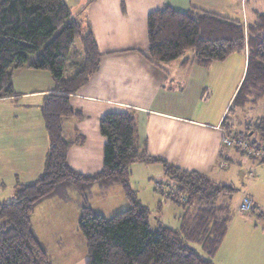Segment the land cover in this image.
<instances>
[{"label":"trees","instance_id":"obj_1","mask_svg":"<svg viewBox=\"0 0 264 264\" xmlns=\"http://www.w3.org/2000/svg\"><path fill=\"white\" fill-rule=\"evenodd\" d=\"M148 36L149 57L158 63L180 59L194 50L192 61L208 67L245 53V75L223 121L228 129L234 126L231 114L264 98V11L246 24L214 12L179 11L167 4L150 13ZM77 37L82 41L83 62L73 76L65 77ZM101 57L92 29H83L82 20L66 0H0V99L18 95L15 69L49 70L55 81L41 106L49 138L45 170L36 180L21 185L16 198L0 203V264H51L34 232L32 214L42 199L68 185H74L84 199L79 227L87 243V264H214L212 258L227 235L230 216V208L218 205L217 199L234 188L141 150L134 110L110 112L101 118L106 144L100 172L85 175L69 165L64 119L75 114L71 96L88 83ZM245 127L246 131L233 133L239 139L234 146L242 148L246 143L264 148V115ZM251 155L264 160V154ZM137 161L160 162L172 180L166 193L184 209L178 228L161 225L152 230L151 209L138 199L130 183L131 165ZM93 182L120 184L130 206L111 217L95 213L85 194ZM162 185L163 181L157 188L162 190ZM191 243L199 244L205 255Z\"/></svg>","mask_w":264,"mask_h":264},{"label":"crops","instance_id":"obj_2","mask_svg":"<svg viewBox=\"0 0 264 264\" xmlns=\"http://www.w3.org/2000/svg\"><path fill=\"white\" fill-rule=\"evenodd\" d=\"M244 1L87 0L82 5L77 4L82 6L81 8L70 6L73 14L82 20L83 29L89 26L92 29L102 57L98 70L70 99L75 114L64 119V134L70 143L67 153L69 165L85 175L100 172L104 166L106 144V137L100 129L101 118L110 112L134 110L141 150L182 169L202 172L216 181L211 177L212 174L218 173L217 168L229 167L228 160H232L235 155L234 152H226L223 139L228 134V126L224 125L223 121L229 114V108L244 78L246 60L233 93H229L222 108L219 109L217 107L220 102L214 101L215 92L212 84H221L220 79L229 74V71L228 73L225 71V63L232 56L223 62H214L208 67L194 63L192 61L194 55L188 57L186 54L171 62H155L148 54V17L153 11L168 4L179 11L198 9L238 19L231 15L232 7L235 6L239 9L237 15L243 16L242 21L246 24L254 22L257 19V12L260 11L253 8L255 18L251 21L247 8H244ZM67 3L69 4L68 1ZM187 59L190 62L186 64ZM26 68L30 69L29 73L38 72L32 67L15 69L14 87L18 95L0 99L10 102L12 114L18 111L16 109L18 96L21 99L40 97L41 108L44 96L55 87L49 84L45 88H38L30 79L29 85L21 80L18 87L15 73H26L27 71L23 70ZM24 104L32 103L28 101L21 105ZM214 104H217V107ZM31 117L26 118L21 124V134L15 131L20 126L19 115V119L6 117L0 121V124L5 121L15 124L11 130L8 129L6 136L0 133V153L4 151L6 143L9 144L7 148L9 150L13 147L10 145L19 143L23 151L30 153L31 164L27 165L29 163L27 161L20 167L26 174V180L32 179L30 182L44 172L49 149L48 132L43 117L41 116V119ZM235 148L236 153L243 151L237 146ZM35 161L36 165L33 166ZM157 164L165 173L160 162L137 161L131 165L130 177H133L137 167L143 166L153 178V171L157 169L154 165ZM12 172L14 181L18 183V171ZM156 175L161 176L160 173ZM94 184L100 186L99 193L107 197L120 185L115 182L109 184L93 182L85 189L88 201L92 194L88 188ZM74 189L77 190L76 187ZM147 189L153 197L151 188ZM53 196L55 195L47 196L36 205L32 214L34 232L48 253L51 264H87V243L79 227L82 203H77L78 207H73L76 212L71 214L45 213L44 208L50 204ZM137 197L149 207V204L140 198L139 193ZM53 203L55 206L60 205V209L67 205L57 199ZM124 203L126 204V201ZM223 245L224 241L213 258L214 264H217L215 257L221 253Z\"/></svg>","mask_w":264,"mask_h":264},{"label":"rangeland","instance_id":"obj_3","mask_svg":"<svg viewBox=\"0 0 264 264\" xmlns=\"http://www.w3.org/2000/svg\"><path fill=\"white\" fill-rule=\"evenodd\" d=\"M67 1L70 4L69 6L81 8L82 6L80 5L87 0ZM79 3L80 5H77ZM232 8L231 15L242 20L243 16L237 15L239 9L235 6ZM244 8H247L251 21H253L255 18L253 15V8L264 11V0H245ZM193 55L194 50H189L185 56L190 57ZM35 56V54H32L30 57L34 59ZM245 60V53L233 54L225 63V71L226 73L229 71V74H227L225 78L220 79L222 83L212 84L210 82L215 92L214 101L220 102L218 107L216 106L217 104H214L215 107L219 109L222 108L224 100L229 93H233L236 87L235 85H237L243 73ZM82 62V41L80 37H77L71 49L64 76H73L79 70ZM23 70L27 72L24 71L26 73L21 74L15 73L18 87L20 86L19 82L21 80L25 81L26 85H29V79L32 80L38 88H45L49 84L55 86L54 78L49 70L37 69V71L41 73H29L30 71L28 70L30 69L27 68ZM209 95L208 93V96ZM17 99L16 109H18V111H16L15 114L11 113L12 105L9 101L0 100V121L2 118L6 119V117L18 118L19 115L20 121L18 123L20 126H18L15 131L21 134V124L24 123L26 118L32 116L31 118L41 119L42 114L41 108L39 107L41 101L40 97L21 99V97L18 96ZM28 101L32 104L21 105L23 102L26 103ZM263 115L264 98L253 105H248L246 108H240L235 114H231L230 122L234 124V126L232 127L231 125L228 132L238 133L239 131H246L245 123L256 120ZM14 125L15 124H12L10 121L3 122V124H0V133L6 136L8 129L11 130ZM5 140L8 142L7 138H5ZM8 146L9 144L6 143L4 145V151L0 153V202L16 198L17 190L23 185L22 183L26 184L32 180H26V174L20 170L24 162L28 161L29 163H27V165L31 164L29 160L32 158L31 154L27 153V151H23V149L19 147V143L10 145L13 146L10 150L7 149ZM225 147L226 152H234L235 155L232 157V160H228L229 167L217 168L218 173H213L211 177L220 183L233 187L234 191L231 194H223L217 199L218 205H227L230 208V216L228 232L224 239L223 249L221 253L215 257V260L217 264H264V160L243 151L236 153L235 146L226 145ZM35 165L36 161L33 166ZM154 167L157 169L153 171V178L148 175L149 173L146 167H137L133 177H130V183L132 187L138 191L137 193H139L140 198L145 203H148L151 208L150 222L152 230H157L161 225L178 228L180 226L181 216L184 214V209L179 201H173L166 193L168 190H171L170 186L173 184L172 180L165 176L159 164L154 165ZM13 170L19 173L18 183L16 180L14 181ZM251 171L254 172V175L251 174ZM156 173H160L161 176L156 175ZM157 180L163 181L164 185L161 187L162 190L157 188ZM148 184L150 185L148 186ZM74 187V185L65 186L53 194L55 196L51 197L50 204L44 208L45 213L60 212V214L65 215L76 212L73 207H78L77 203H82L83 205L84 199L77 191L78 189L76 188L77 190H75ZM147 187L151 188L153 197L149 193ZM88 190L92 191L89 203L97 214L111 217L130 206V202L127 200L120 185L115 188V192L112 193L111 191L112 195L108 197L105 195L102 196L99 193L100 186L98 187L97 184L89 187ZM56 199L67 204L64 205L67 209H60V205L55 206L53 202ZM246 200L249 202V207L247 209H242L241 204ZM125 201L126 204L124 203ZM191 244L194 245L202 255H205L199 244Z\"/></svg>","mask_w":264,"mask_h":264},{"label":"built area","instance_id":"obj_4","mask_svg":"<svg viewBox=\"0 0 264 264\" xmlns=\"http://www.w3.org/2000/svg\"><path fill=\"white\" fill-rule=\"evenodd\" d=\"M224 144L225 145H227V146H234L235 144H237V143H239V139H237L236 137H235V134H233V133H229L228 132V134L224 137ZM241 146H242V149L243 150H247L248 151V153L247 154H249V155H251V153H253V152H258L260 155H262V154H264V148L262 147L261 149H255V148H253L252 146H250V145H248V144H246V143H242L241 144ZM251 174L252 175H254V172L253 171H251ZM161 182L162 181H160V180H157L156 181V184H157V186H160V184H161ZM249 207V202L246 200V201H244L242 204H241V208L242 209H247Z\"/></svg>","mask_w":264,"mask_h":264}]
</instances>
